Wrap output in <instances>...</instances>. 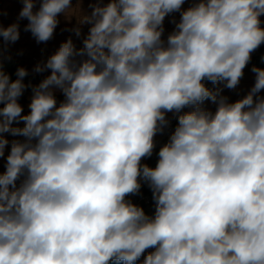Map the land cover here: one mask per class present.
Segmentation results:
<instances>
[{
	"label": "clouds",
	"instance_id": "9594fccd",
	"mask_svg": "<svg viewBox=\"0 0 264 264\" xmlns=\"http://www.w3.org/2000/svg\"><path fill=\"white\" fill-rule=\"evenodd\" d=\"M185 3L92 0L72 29L89 25L83 46L62 42L35 85L0 59V264H264V69L242 98L223 95L264 44V0ZM22 4L0 24L6 43L20 20L48 42L73 0ZM167 113L177 124L150 167ZM142 183L151 215L128 199Z\"/></svg>",
	"mask_w": 264,
	"mask_h": 264
},
{
	"label": "crops",
	"instance_id": "0c3cea01",
	"mask_svg": "<svg viewBox=\"0 0 264 264\" xmlns=\"http://www.w3.org/2000/svg\"><path fill=\"white\" fill-rule=\"evenodd\" d=\"M92 0H73V7L66 11L63 15L61 14L59 19V24L55 30L54 36L51 40L46 43H37L34 37L30 32L25 31V25L27 20H20V38L15 43H6L0 38V59L3 60L4 70L11 76L12 79H15V73L18 67H24L28 70L29 75L25 77L24 82L26 84H38L46 75L50 74L49 72L36 74L32 70L36 64L40 63L39 61H33V57L43 56L45 61L52 53H54L60 44L66 41L69 37L72 38L74 44L77 48L82 47V40L88 32L89 25H84L82 27V35L76 37L72 29L77 26V21H79L83 15L90 14L91 8L89 7ZM107 2V0H104ZM190 0H186L184 5L185 8L189 6ZM23 7L22 0H0V24L4 27L11 25L12 23L17 22L19 12ZM170 17H167L165 24L170 20ZM264 20V17H262ZM257 58L264 59V44H262L255 52L252 53V58L249 64L244 70V76L235 90H230V101H235L239 98H242L255 82V74L251 71L255 65V60ZM7 64L10 66L8 67ZM31 88L25 90L22 97L19 99V103L24 108V114L29 112L28 104L30 103L31 98ZM261 95H264V91L261 92ZM58 102L63 100L62 94L57 93ZM2 106V105H0ZM213 110H215V105L212 104ZM16 139H22L16 137ZM9 149L5 151V157L0 158V172L4 170V165L6 163V156ZM157 155L154 152L151 157L150 167H154L156 164Z\"/></svg>",
	"mask_w": 264,
	"mask_h": 264
},
{
	"label": "built area",
	"instance_id": "2783aa9c",
	"mask_svg": "<svg viewBox=\"0 0 264 264\" xmlns=\"http://www.w3.org/2000/svg\"><path fill=\"white\" fill-rule=\"evenodd\" d=\"M174 15H175L176 19L178 20L179 19V14L176 13ZM171 19H172V17L170 18L169 22L167 24H165V37L167 36L168 32L172 31L173 28H174V25L170 22ZM32 59H33V61H36V62H38V61L42 62L44 60V57L43 56L33 57ZM205 83L207 84L208 87H210V88L213 87V85L210 82H205ZM221 87H222V85H221ZM229 91H230L229 89L225 88L224 91H223V95L227 96L229 98V100H230ZM205 107H207L210 110H213L212 103L210 101H206L205 102ZM187 110L188 109H185V111H187ZM167 118L170 121L169 125L164 129V131L162 133H158L157 136L155 137L156 149L154 150V152L156 153V155L158 153L159 147L167 142L171 132L174 130V128H175V126L177 124L176 114L167 113ZM14 126H21L22 127L23 124L21 122V123H19L17 125H14ZM4 135L6 136V138L9 141H11L12 139H15V138L11 137V135L8 134V133H5ZM9 147H10V145H9ZM151 157L145 158L142 161V163H146V164H148L150 166ZM157 159H158V156H157ZM128 199H130L133 203L143 207L147 214H149V215L153 214V212H154V202H153V199H152V192H151V189L148 187V185L146 183H142L141 190H140V192L138 194L129 196ZM146 254L147 253H145V255ZM141 260H143V257H141Z\"/></svg>",
	"mask_w": 264,
	"mask_h": 264
},
{
	"label": "water",
	"instance_id": "95a60500",
	"mask_svg": "<svg viewBox=\"0 0 264 264\" xmlns=\"http://www.w3.org/2000/svg\"><path fill=\"white\" fill-rule=\"evenodd\" d=\"M255 65H256V67L264 69V59L263 58H257L255 60ZM7 66L9 67L10 65L7 64Z\"/></svg>",
	"mask_w": 264,
	"mask_h": 264
},
{
	"label": "rangeland",
	"instance_id": "374dc122",
	"mask_svg": "<svg viewBox=\"0 0 264 264\" xmlns=\"http://www.w3.org/2000/svg\"><path fill=\"white\" fill-rule=\"evenodd\" d=\"M11 137H13V136H11ZM13 138H15L16 139V137H13ZM10 148V147H9ZM142 261V260H141ZM138 264H139V262H138Z\"/></svg>",
	"mask_w": 264,
	"mask_h": 264
}]
</instances>
